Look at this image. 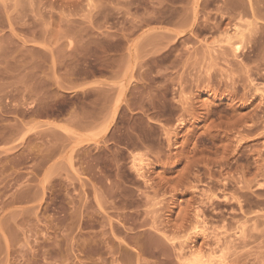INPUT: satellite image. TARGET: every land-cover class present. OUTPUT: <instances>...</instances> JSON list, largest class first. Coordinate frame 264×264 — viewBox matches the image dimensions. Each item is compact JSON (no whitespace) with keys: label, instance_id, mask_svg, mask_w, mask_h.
<instances>
[{"label":"rangeland","instance_id":"1","mask_svg":"<svg viewBox=\"0 0 264 264\" xmlns=\"http://www.w3.org/2000/svg\"><path fill=\"white\" fill-rule=\"evenodd\" d=\"M190 244L264 264V0H0V264Z\"/></svg>","mask_w":264,"mask_h":264},{"label":"bare ground","instance_id":"2","mask_svg":"<svg viewBox=\"0 0 264 264\" xmlns=\"http://www.w3.org/2000/svg\"><path fill=\"white\" fill-rule=\"evenodd\" d=\"M240 35V34H239ZM238 35V36H239ZM243 36H244V34H243ZM233 37V36H232ZM231 37V38H232ZM228 39H230V37L228 38ZM246 39V38H245ZM239 40H241V39H239ZM245 41V40H244ZM247 41V40H246ZM249 41V40H248ZM155 42V41H154ZM229 42V41H228ZM153 43V42H152ZM242 43V42H241ZM229 44V43H228ZM238 44V43H237ZM239 46H235V49L236 48H238ZM246 58V57H245ZM115 69V68H114ZM116 71V70H115ZM114 72V71H113ZM118 72V71H117ZM208 103V102H207ZM203 106H204V104H203ZM115 110V109H114ZM115 112V111H114ZM134 163V162H133ZM136 163H138V162H136ZM134 164V169L137 171V172H139V175L138 176H141V177H144L143 176V174H142V172H141V170H142V166H141V164L142 163H140V164ZM138 165V166H137ZM195 217H196V225H195V228H197L198 230H199V232L201 233V235L202 236H207L206 234H205V232H206V230L207 229H209V228H207L206 227V225H203L204 223H203V219L201 218V220H200V214L197 212L196 213V215H195ZM203 223V224H202ZM207 228V229H206ZM211 232V234H213V231H210ZM243 232V231H242ZM208 234H210V233H208ZM217 239V242H218V240H219V237L218 238H216ZM189 244V243H188ZM187 246V245H186ZM187 248V247H186ZM183 252V251H182ZM201 249L200 248H198V247H195V245L194 244H190L189 246H188V250L186 251V252H183L181 255H180V257H181V259H182V264H219L220 262H222L220 259H219V257H215L214 256V250H210V252H208V256L207 257H205V256H203L202 254H201ZM216 255V254H215ZM203 257H205V258H203ZM215 258H218V260L217 259H215Z\"/></svg>","mask_w":264,"mask_h":264}]
</instances>
